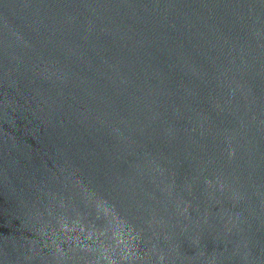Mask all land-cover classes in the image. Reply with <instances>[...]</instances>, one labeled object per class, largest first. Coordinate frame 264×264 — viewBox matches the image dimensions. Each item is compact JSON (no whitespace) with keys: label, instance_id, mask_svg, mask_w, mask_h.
<instances>
[{"label":"water","instance_id":"water-1","mask_svg":"<svg viewBox=\"0 0 264 264\" xmlns=\"http://www.w3.org/2000/svg\"><path fill=\"white\" fill-rule=\"evenodd\" d=\"M0 264H264V0H0Z\"/></svg>","mask_w":264,"mask_h":264}]
</instances>
